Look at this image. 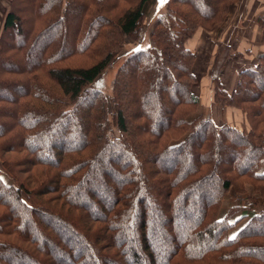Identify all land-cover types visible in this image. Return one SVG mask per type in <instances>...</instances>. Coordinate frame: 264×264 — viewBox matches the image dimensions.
I'll use <instances>...</instances> for the list:
<instances>
[{
	"label": "trees",
	"instance_id": "obj_1",
	"mask_svg": "<svg viewBox=\"0 0 264 264\" xmlns=\"http://www.w3.org/2000/svg\"><path fill=\"white\" fill-rule=\"evenodd\" d=\"M150 1H10L0 34V264H67L55 252L71 264H264V54L232 92L221 82L226 60L210 72L214 101L246 116L239 131L200 111L184 45L198 28L218 30L230 0H165L150 46L127 56L110 98L90 87L125 37L137 40ZM71 22L74 47L64 35L55 50L48 37ZM256 23L264 44V13ZM79 57L89 64L64 65ZM72 134L80 142L65 145Z\"/></svg>",
	"mask_w": 264,
	"mask_h": 264
},
{
	"label": "rangeland",
	"instance_id": "obj_2",
	"mask_svg": "<svg viewBox=\"0 0 264 264\" xmlns=\"http://www.w3.org/2000/svg\"><path fill=\"white\" fill-rule=\"evenodd\" d=\"M150 2L151 3L147 9V13H146V16L144 18L143 26H142L139 34H138L137 40L134 41V40L130 39L129 37H125L123 47L118 52L116 59L108 65V67L105 69L103 74L90 86L91 88L102 91L107 99L110 98L111 93H112V83H113L115 74H116L118 68L125 61L127 56L130 55L132 52L136 51L137 49L146 48V47L150 46V44H151V42L149 41L148 32H149L150 26L152 25L153 20L158 15L164 13V11H165V9H164L165 0H151ZM243 2H244V0H230V2H227L228 4L226 7V15L224 17V21H223L222 25L219 27L218 30L206 31L202 28H198L194 32V34L192 35V37L190 39H192L200 29L204 30L205 32H203L201 41H199V43H198L197 50H193V52L192 51H190V52L193 53L195 56V60H194V63L192 65V72L194 73V75L197 78L196 79L197 82L193 86V91L198 96V95H200L199 87H201L202 91L204 92V93H202V98H199L200 104H201L200 111L201 112L204 111V113H206L207 115H210L211 119L213 120V122L216 126H221L223 124H226L223 122H224V119H227L226 118L227 114H226V112H224L223 109L224 108L225 109L226 108L234 109L240 113L239 116H236V119L240 118V120L243 121V124H242V126L238 125V121L234 122L233 120L228 118L230 121L233 122V124L232 125L226 124V125H229L230 127L235 128L239 131H248L249 126H248V122L246 120V116H245L243 111H241L240 109H236L234 107H222L214 101V86H213V83L211 82V76H210V72L213 68V65H214L216 58L217 59L219 58V60L221 59V62H225V60H226L225 65L227 62L228 63L232 62L231 65H233L235 67L237 73H240L244 70L253 69L256 66L257 59H256V63L254 65V67H252V68L248 67V65H249L248 61H249V59H251L250 57H252V53L254 54V52H255L254 49H256L257 45L261 46L263 51H258V49H257L258 52L256 53L255 58H257L258 54H264V44L262 43L261 27L256 23V21H255V23H253L254 18H252V16L251 17L248 16V18L244 19V20H242L240 18V14L242 13V9H246V8L248 9L249 8L248 6L246 7L245 5H243ZM76 5L77 4L72 5L73 11L72 10L71 11L73 12L74 15H76V12L74 11L76 9ZM263 13H260L257 16V18ZM254 24L256 25L258 30H256V28H254ZM76 25H79V23H77ZM75 28H76L75 24H72V22H71L69 27H68L67 32H65L64 27H60V28H57L56 31L51 36L48 37L49 42L52 41L53 44H55V50L58 49V46H60V43L62 42L64 35L66 36V40H67L66 41L67 49H72L74 47L73 42H74V36L76 33ZM224 33H225V36H222ZM48 40L46 39V41H48ZM186 42L184 44L185 47H186ZM217 48H219V49H217ZM250 49H253V50H250ZM39 51L40 50L35 52L33 59L38 55ZM94 55L97 56L96 54H94ZM96 58H98V57H95L94 59H96ZM88 64L89 63L87 62L86 58H81V57L71 59L68 62L64 63V65H72V66H87ZM11 65L16 66L17 63L13 61V62H11ZM225 65H224V67H225ZM224 67L221 71V75L223 73ZM245 68H247V69H245ZM238 75L237 74L235 75V76H237L236 83H237ZM200 80H202L201 84L199 83ZM6 94L11 96V95L15 94V92L14 91H8ZM211 95H212V98H211ZM221 123H223V124H221ZM2 125L3 124H0V127H2ZM115 133L117 135V132H115ZM65 140L67 141L65 143V145H67V146L76 145L80 142V139L78 137H76L75 134L73 135L72 138H69L67 136V138H65ZM44 144H45L44 146L47 148L48 146L46 145V142ZM44 152L46 153V155L51 156V154L48 151L44 150ZM169 162L170 161L163 162V163H161V165L166 166L169 164ZM193 162L194 161H192V163ZM192 163H191V161H183V164L184 165L186 164L187 166L192 164ZM262 170H264V161L262 164ZM0 171H1L2 175H4V176L7 175L6 172L2 169L1 165H0ZM113 178H115L114 174H113ZM102 185H104V183ZM102 185L100 187L101 189H103ZM100 188H99V191H101ZM101 195L105 197V194H103L102 192H101ZM107 195L110 196V194H107ZM78 197L82 200H86L85 195H80ZM228 201L235 204L234 200L231 201V199H228ZM12 205L14 206L13 203H12ZM92 209H96L94 204H92ZM152 215H153V213L148 214V216H149L148 219L150 218V220H151ZM188 217L190 219H192V216H188ZM52 222H53L52 224L54 227L58 226V228H60V225L57 222H54V221H52ZM30 230H31L30 232L32 234L36 233L39 236L38 238L42 239V237H40L39 233H37L34 228H31ZM69 235H70V233L67 232L66 230L62 231L61 236L63 237V239L65 241H68ZM127 237L130 240L133 239V237L130 233L128 234ZM160 237L162 238L163 235H161ZM158 238L159 237H157V234H156L155 239L157 241H158ZM161 238H159V240ZM41 239H40V241H41ZM68 243L71 244V246L74 247L75 249L78 248L80 250L81 249L84 250V247L82 246V244H80V242L76 239L75 240L72 239ZM157 245H158V243H157ZM45 248H48V245H46ZM84 252H85V250H84ZM54 256H55V258H58V259L59 258L64 259L67 264L72 263V261H70L66 257H63L61 254H59L57 252L54 253ZM158 259H160V257Z\"/></svg>",
	"mask_w": 264,
	"mask_h": 264
},
{
	"label": "crops",
	"instance_id": "obj_3",
	"mask_svg": "<svg viewBox=\"0 0 264 264\" xmlns=\"http://www.w3.org/2000/svg\"><path fill=\"white\" fill-rule=\"evenodd\" d=\"M10 1L11 0H0V34L2 32L5 17L9 11V8H10ZM243 5H245L246 7L248 6L249 8L248 9L247 8L242 9V13L240 14V18L242 20L247 19L248 16H250V17L252 16V18H254L253 23H255L257 16L260 13L264 12V0H244ZM254 28H256V30H258L255 24H254ZM203 32H205V31L200 29L192 39H190L186 42V48L189 51L193 52V50H197L198 43H199V41H201ZM225 33L222 36H225ZM219 48H217V49H219ZM257 49H258V51H263L262 47L257 45L256 49H254L255 50L254 54L252 53V57H250L251 59H249V61H248V64H249L248 67H250V68L254 67V65L256 63V58H255L256 56L255 55L258 52ZM250 50H253V49H250ZM231 64H232V62L226 63L224 70H223V73L221 75L222 85L224 86V88L228 92H232L234 90L235 85H236V78H237V76H235V75L239 74V73H237L235 67ZM245 69H247V68H245ZM202 80H200V82H199L200 84L202 83ZM199 90H200V95H198V97L202 98V93H204V92L202 91L201 87H199ZM211 98H212V95H211ZM223 110L227 114L226 115L227 119H224L223 123L232 125L233 122L229 120V119H231L234 122L238 121V125L242 126L243 121H241L240 118L236 119V116H239V114H240L238 111H236L234 109H230V108H226V109L224 108ZM223 123H221V124H223Z\"/></svg>",
	"mask_w": 264,
	"mask_h": 264
}]
</instances>
